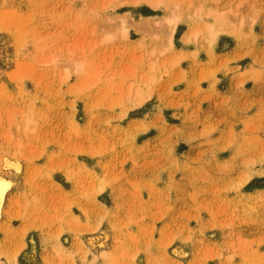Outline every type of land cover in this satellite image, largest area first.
<instances>
[{
    "label": "rangeland",
    "instance_id": "obj_1",
    "mask_svg": "<svg viewBox=\"0 0 264 264\" xmlns=\"http://www.w3.org/2000/svg\"><path fill=\"white\" fill-rule=\"evenodd\" d=\"M0 173L2 264H264V0H0Z\"/></svg>",
    "mask_w": 264,
    "mask_h": 264
},
{
    "label": "bare ground",
    "instance_id": "obj_2",
    "mask_svg": "<svg viewBox=\"0 0 264 264\" xmlns=\"http://www.w3.org/2000/svg\"><path fill=\"white\" fill-rule=\"evenodd\" d=\"M178 20H179V17L177 15L169 16V17L165 18V21H164L165 22V26L172 30L175 27V25L178 22ZM170 32L172 33V31H170ZM8 165L13 167V168H15V169H17V170H14V172L20 171V168H21L20 163L9 161V162H7L6 166H8ZM11 176H5V175L0 173V218L3 215L4 216L7 215L8 212H9V208L7 209V202L13 201L12 200L13 197L12 198H11V196L7 197L8 191L14 185V180H13V178ZM8 220L10 221V219H8ZM0 264H2V263H0ZM16 264H18V263H16Z\"/></svg>",
    "mask_w": 264,
    "mask_h": 264
}]
</instances>
